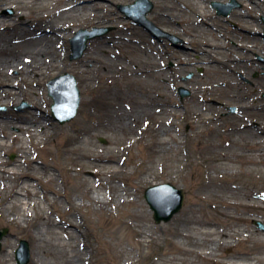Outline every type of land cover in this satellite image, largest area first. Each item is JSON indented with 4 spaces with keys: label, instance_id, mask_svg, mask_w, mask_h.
I'll list each match as a JSON object with an SVG mask.
<instances>
[{
    "label": "rangeland",
    "instance_id": "rangeland-1",
    "mask_svg": "<svg viewBox=\"0 0 264 264\" xmlns=\"http://www.w3.org/2000/svg\"><path fill=\"white\" fill-rule=\"evenodd\" d=\"M1 1L9 5L0 7V21L13 17L14 27L23 29L63 8L47 0ZM135 1L75 0L87 7L83 16L67 11L58 16L70 27L59 43L65 69L27 77L14 73L13 99H0V137H16L5 142L9 151L0 147V160H6L0 166V230L8 229L0 262L16 264L15 251L25 240L28 264L36 257L39 264L78 262L82 253L80 264H264V251L257 249L264 243V231L254 224H264V120L256 131L246 123L248 106H258L264 114V102H237L264 94V63L259 61L264 60V1L207 0L205 12L198 8L199 0H149L152 10L146 18L158 28L159 38L120 13L119 6ZM231 1L237 7L227 17L211 6ZM245 25L258 27L259 36L247 33ZM93 28L108 31L89 40L82 56L100 43L111 50L109 60L149 71L80 72L82 56L71 59L70 39L80 29ZM124 33L143 35L145 45L123 43ZM167 35L178 39L183 50ZM64 73L75 77L80 104L70 122L59 124L51 116L47 82ZM180 88L190 96L180 99ZM152 99L155 117L142 115L141 132H128L135 113L140 115L139 106L146 102L148 109ZM25 121L31 127L41 122V127L20 126ZM37 131L42 133L40 142L33 135ZM88 152L100 157L112 152L126 166L118 174H97L104 168ZM9 164L16 172L38 177L37 197L28 194L27 207L14 195L25 180L7 173ZM44 172L51 183H44ZM164 183L183 190L184 202L170 221L156 223L143 193ZM92 185L100 193L110 190L104 208L96 209L89 198L77 199ZM52 192L59 197L53 199ZM204 219L213 220L214 227L190 224ZM112 232L123 243L110 252ZM175 232H182V239ZM215 243L214 252L201 254Z\"/></svg>",
    "mask_w": 264,
    "mask_h": 264
},
{
    "label": "bare ground",
    "instance_id": "bare-ground-1",
    "mask_svg": "<svg viewBox=\"0 0 264 264\" xmlns=\"http://www.w3.org/2000/svg\"><path fill=\"white\" fill-rule=\"evenodd\" d=\"M50 4L53 5H63V8L60 9L57 12L48 13L46 15L41 16L36 23L29 25L28 29L23 28H15L14 24V18L11 17L9 20H2L0 21V99H5V102H9L13 99L15 92L14 86H16L13 82L16 81V79H13V74L16 73L17 76H24L27 77L35 76L36 74H42V73H48V71L51 70H64V66L62 64V53L60 52L59 43L61 44L64 40V38L68 35L67 30L70 27H67L64 22H61L59 19H62L58 17L59 15L62 16V12H70L72 14H77L80 16H83L85 9L87 7H84L83 2H75V0H47ZM79 1V0H76ZM258 2L264 1V0H256ZM205 2L207 0H199V6L198 8L207 12L205 10ZM12 3V2H11ZM219 3V2H218ZM223 4V3H221ZM9 5L8 2H2L0 0V7ZM51 6V8H52ZM95 8H100L101 5H95ZM124 7V6H120ZM92 9V7H89ZM120 9V13L124 14V9ZM216 11V14H218L216 8H214ZM222 16V15H219ZM0 17H3L0 15ZM223 17V16H222ZM108 21H105L107 23ZM141 26V25H140ZM143 27V26H142ZM258 27H256L254 30L250 25H245V29H248L247 33H249L252 36H259L257 32ZM146 29V28H145ZM244 29V30H245ZM147 30V29H146ZM33 33H35L33 35ZM170 33V32H169ZM120 39L123 43H137L139 47L142 45H145L142 40L144 39L143 35H128V33H124L120 36ZM211 46V45H210ZM212 48L217 49L219 47H216L215 44L212 43ZM96 51H93V53H85L80 60L79 63V71L80 72H89V71H98L102 69L105 71L106 74H112L114 72H120V73H127L132 72L133 70L130 69L129 65L127 63H124L123 61H111L109 60L107 55L111 52V50L105 46L104 44L97 43ZM179 50H183L182 46L178 47ZM109 56V55H108ZM120 56H118L117 59H119ZM112 59L114 57L112 56ZM93 63V64H92ZM130 70V71H129ZM149 70L145 68V66L141 65L139 67H135L133 73L138 72V74H145ZM7 99V100H6ZM4 101V100H3ZM153 99L148 102V109H146L147 103L141 104L138 108V113H135V118L132 120L131 125L129 123V126L126 127L128 132L132 134H139L141 132V128L139 127V123L143 116L147 119H152L155 117V102ZM155 110V111H154ZM146 114V115H145ZM143 115V116H142ZM27 125H20V126H26L30 128L31 123L29 121H25ZM12 124V122H11ZM21 124V123H20ZM13 125V124H12ZM19 126V125H18ZM38 127H41V122H36L32 129H37ZM242 125H239V128H241ZM163 132V135L166 134V131L161 130ZM33 135L37 142L42 141V133L40 132H33ZM227 138L230 139V135L225 134ZM16 139L15 136L12 137H0V147L1 152H7L9 151V148L7 147L6 143L7 141H14ZM27 141H24L26 143ZM27 148V147H26ZM167 145V149H168ZM160 151H164V148H159ZM87 156L93 158V160L97 161L99 165H101L104 169L101 167L98 170L97 174H118L122 172L123 166H126L125 162H120L116 156L111 152L110 155L100 157V156H91V153H86ZM2 164L6 163V160L2 159L0 160ZM7 166H10L7 170V173L9 174H15L25 180V182L21 183L23 186L20 191H15L14 195L21 197V204L23 207H27L29 203L27 201V195L30 194V196L33 198L37 197L36 192L34 191V188H36V185L34 184L37 181V176L34 173L25 172L20 173L16 172L14 170V165L9 164ZM46 174L47 180L44 182L45 184L51 183L52 178L50 179V174L48 172H44ZM148 176L143 177V181H148ZM29 182V183H28ZM116 187V186H115ZM108 189V188H105ZM109 193L110 190H105V193H100L97 191V185H92L88 187L87 189L83 190L80 193V197L77 198L80 201L82 199L89 198L90 201L93 202V205L96 207V209L104 208L106 204L109 202ZM54 194L53 199H57L59 196ZM124 194H126L124 192ZM46 198V193L43 192L42 199L44 200ZM115 200L117 203L122 202V198L119 194H116ZM8 209L4 210V213H8ZM192 222L198 223L202 227H214V221L209 219L204 220H195L190 221V224ZM57 226V225H55ZM67 226H71V224H68ZM143 231L141 232V235H143ZM42 233H40L39 237ZM175 234L178 236V238L182 239V232H175ZM113 240L107 245L110 252H113L116 248L120 247L123 243V241L118 237L116 232H112ZM225 236V235H224ZM226 237H229V235H226ZM196 241H193L195 243ZM63 246V244H62ZM217 246V243L212 244L208 248H206V251L201 254L203 256H206V254H210L211 252H214L215 247ZM260 248L264 251V243L263 244H257V249ZM259 249V251H260ZM83 253L81 256L77 258L78 262H75L74 259L68 260L67 264H80V261H83ZM5 258L10 260V254L7 253L5 255ZM0 264H4L3 262H0ZM31 264H39V259L36 257L34 260H32Z\"/></svg>",
    "mask_w": 264,
    "mask_h": 264
},
{
    "label": "water",
    "instance_id": "water-1",
    "mask_svg": "<svg viewBox=\"0 0 264 264\" xmlns=\"http://www.w3.org/2000/svg\"><path fill=\"white\" fill-rule=\"evenodd\" d=\"M219 15L227 16L237 4L231 1L228 4L212 3ZM124 12L135 22L151 31L158 37V28H156L148 19L147 14L152 10V4L149 0H137L133 5L122 7ZM264 20V18H263ZM108 31L107 29H94L92 32L79 30L75 37L71 39L72 55L71 59L81 57L87 47V42L92 38ZM48 94L53 100L51 106L53 118L64 124L71 121L77 114L80 103V91L76 84L74 76L65 73L57 76L47 83ZM181 99L188 96L186 89L180 88ZM2 110V108H0ZM104 143V140H102ZM144 199L150 210L153 212V218L156 223L168 222L176 213L180 211L184 201V192L171 184H160L147 188L144 191ZM258 228L264 231V224L260 221H254ZM8 229L0 231V250L1 240L7 235ZM17 264H27L30 260V251L28 243L21 240L18 249L15 251Z\"/></svg>",
    "mask_w": 264,
    "mask_h": 264
},
{
    "label": "flooded vegetation",
    "instance_id": "flooded-vegetation-1",
    "mask_svg": "<svg viewBox=\"0 0 264 264\" xmlns=\"http://www.w3.org/2000/svg\"><path fill=\"white\" fill-rule=\"evenodd\" d=\"M173 46L176 47V48L179 47V46H177V43L174 44ZM180 46H182V45H180ZM182 49H183V47H182ZM185 50H187V49H185ZM259 61L262 62V63H264V60H262L260 58H259ZM169 67H172V64H170ZM199 71L202 72V70H199ZM191 76L189 75V77H191ZM249 83L251 85H253L252 82H249ZM261 97L262 98H260V99L259 98H256V99H249V98L248 99H240L237 102H264V94ZM210 102H216V101H210ZM248 107L251 108V109L249 111L250 114H249L248 119H247V122H246L248 124L247 128L248 129H251L252 131H256L257 128L259 127V125H260V120H264V114H262V111H261L260 107H258V106L250 105ZM241 108H242V110H239V112H243L244 111L243 110L244 108L243 107H241ZM229 111L232 112V113H235L237 111V109L236 110H232L230 108Z\"/></svg>",
    "mask_w": 264,
    "mask_h": 264
}]
</instances>
